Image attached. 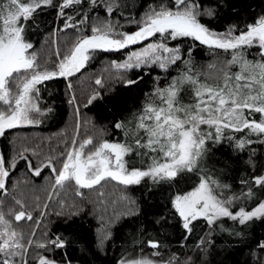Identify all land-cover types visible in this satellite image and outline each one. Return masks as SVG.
Listing matches in <instances>:
<instances>
[{"label":"snow or ice","instance_id":"snow-or-ice-1","mask_svg":"<svg viewBox=\"0 0 264 264\" xmlns=\"http://www.w3.org/2000/svg\"><path fill=\"white\" fill-rule=\"evenodd\" d=\"M128 7L122 0H0V139L7 140L9 133L43 123L53 109L47 106L42 89L47 91L46 85L60 78L67 81L68 103L79 116L72 78L86 69L98 53L123 56L122 60H112L110 67L125 88L141 85L145 76H152L153 82L140 108L130 118L115 123L114 128L123 134L119 141L103 139L97 143L92 136L83 140L73 137L58 155H45L42 149L37 151L39 145L16 148L15 141L9 140L13 154L0 149V193L8 196L11 175L21 162L36 178L45 170L49 172L53 191L48 201L56 189L72 182L76 195L83 197L84 189L93 190L109 182L125 188L145 182L156 186L194 173V187L175 194L171 200L185 240L201 220L210 230L218 226L221 231L239 236L220 222L227 218L247 225L264 220V199L250 209L236 207L256 199L254 189L264 191V173L255 174V150L246 162L253 174L239 181V194L225 195L232 186L221 183L201 165L210 151L209 144L227 141L238 152L256 143L264 145V15L243 29L230 26L216 31L202 22L204 17L215 18L216 12L201 0H160L150 4L138 19L134 14L125 16ZM49 11L60 22L51 35L68 30L76 33L67 52L56 48L50 67L47 62L41 65L31 39L33 28L40 27L38 18L47 16ZM101 12L107 19L100 20ZM114 15L116 20L112 19ZM126 25L135 26V30H124ZM188 40L194 42L192 46L185 43ZM195 43L230 58L209 64L211 74L202 73L192 60ZM253 48L258 52L249 59ZM157 71L162 75H153ZM172 71L176 75L169 79ZM165 79L168 82L161 87L160 82ZM95 84L104 86L101 78ZM102 99L99 91L94 92L84 107ZM79 126L78 122L77 134ZM125 199L128 211L122 215L138 214L136 202ZM36 200V208L42 207L39 218L22 199L12 197L7 209L0 199V264H72L62 251L68 245L67 239L60 235L49 237L45 231L44 238L37 240L36 233L47 217L49 205L41 206L39 197ZM67 206L60 202L61 209ZM80 211L56 215L70 220ZM25 222L35 224L29 233L18 227ZM109 238L110 233L105 239ZM206 243L210 241L202 237L197 247ZM147 244L154 250L152 257L160 255L159 241L148 240ZM32 249L40 251L32 256ZM258 249L264 252V240L258 242ZM53 250L61 251L64 259L55 258ZM118 264L157 262L142 256L122 258ZM163 264H174V258ZM257 264H264V258L257 257Z\"/></svg>","mask_w":264,"mask_h":264},{"label":"trees","instance_id":"trees-1","mask_svg":"<svg viewBox=\"0 0 264 264\" xmlns=\"http://www.w3.org/2000/svg\"><path fill=\"white\" fill-rule=\"evenodd\" d=\"M122 2L129 5L125 10V16L134 14L138 19L150 4H158L160 0H122ZM201 2L205 7L215 10V18L204 17L202 22L216 31H224L230 26H235L238 30L243 29L246 24L252 23L257 17L264 15V0H201ZM54 17L55 13L49 11L47 16L38 18L39 29L33 28L32 30L31 39L42 64L47 60H52L55 56V49L63 44L59 38L55 42V35H51L54 28L60 27V22L55 21ZM101 17L103 19L106 17L103 12L99 13V18ZM114 17L116 16L114 15ZM120 21L121 24L124 23L123 19ZM124 30H135V26L126 25ZM60 36L69 39V37H75V33L73 30H68L61 32ZM185 43L192 46L194 42L188 40ZM257 52L256 48L251 49L252 55L249 56V59H252ZM229 58L230 56L222 52L214 54L207 47L195 43L192 60L197 70L202 73L211 74L208 68L209 64ZM122 59V55L103 54L93 62L88 70L82 72L83 75L80 79L84 80L88 75L89 84L87 86L80 84V81L72 80V91L77 97L82 121L86 124V127L82 125L86 137L96 135L97 131L95 130H99L104 134L96 135L97 140H121L123 134L114 128L115 123L130 118L145 100L144 94L152 89V76H145L144 83L133 88H125L120 81L109 84L105 89L95 84V80L98 78L106 80L102 68L108 62ZM179 67L178 65L177 68ZM157 74L162 75L159 71L153 73V75ZM174 75H176V71L170 73L169 79ZM129 76L135 78L132 74ZM167 82V79L162 80L160 86L163 87ZM46 88L47 91L42 89V95L47 106L52 107L53 111L43 118L41 125L18 129L9 133L7 140L0 139V149H3L6 154H13L9 140L15 141L16 148H36L39 145L40 148H37V151L42 149L45 155H58L63 150L64 144L70 143L73 136L72 130L76 127V116L73 105L68 103L67 81L60 78L49 82ZM97 91L101 93L103 99L84 107L88 97ZM63 132L67 133L62 136ZM60 138L62 141L64 140V144L60 143ZM252 138L255 139V137ZM208 148L210 151L201 166L213 173L221 183L232 186L231 192H226L225 195H231L233 192L239 194L241 191L239 181L253 174L252 167L246 163L253 150H255V155L252 157L256 165L255 174L264 173V145L256 143L243 152H238L225 141L218 145L209 144ZM30 158L35 159L34 157ZM27 180L30 181L29 184ZM196 183L197 174L186 173L172 183L166 182L153 186L150 182H145L139 186L121 188V191L130 200L136 202L135 207L139 209V212L136 215L124 216L122 214L128 211V206L125 203H118L114 207L116 199L112 202L108 197L107 207L99 208L101 216L108 218V222L97 218L95 215L97 211L94 210L93 205L96 204L98 194L103 193L102 197H106L114 192L120 193V190H113L109 194L108 183L92 191L84 189L86 194L93 195V198L89 197V201L92 203L85 204L83 199L85 201L87 199L79 196L78 201L85 206L81 207L82 211L78 216H73L70 220L64 216L56 215L59 210L62 212V209L54 204L51 208L52 212L50 214L48 212V216L44 218L45 231L48 232L49 237L60 235L68 240L67 247L62 251L67 254V259L71 260L72 264H118L119 260L128 256L152 254L154 250L148 246V240L160 242L158 249L160 255L156 258L161 262L174 258L176 264H257V257L264 258V252L258 249V242L264 240V220H255L247 225H239L238 222L230 221L227 218L220 222L232 233H240L239 236L221 231L218 226L210 230L207 224L201 220L194 225L192 234L185 240V232L180 227V221L172 209L171 200L175 194L191 190ZM52 184L53 181L47 170L40 178H36L27 171L26 165L21 162L11 175L8 183V196L4 197L0 193V198L4 200V203H7V207H10L12 197L16 198L15 194H18V197L23 198L20 193L24 195L23 190L28 185L31 192L34 189L42 190L40 197L38 191V194L35 192V194L29 195L31 201H34V197L35 201L39 197V203L43 206L48 203V196L53 191ZM246 190L245 188L244 191ZM254 191H256V199L237 204L236 207L244 206L250 209L259 199H264V191L256 189ZM72 194L71 191L63 194L62 188H58L55 190L53 198L57 202L58 200L65 202L66 199L62 195L70 196ZM52 201H49V207L52 205ZM36 203L30 202L29 209H34ZM40 210L42 207L37 209V217ZM78 210L81 209L77 208L75 211ZM116 215L119 216V219ZM109 233L110 238L105 239ZM202 237L210 243H206L203 247H197ZM43 238L41 237V239ZM53 254L59 260L64 259L61 251L53 250Z\"/></svg>","mask_w":264,"mask_h":264},{"label":"rangeland","instance_id":"rangeland-1","mask_svg":"<svg viewBox=\"0 0 264 264\" xmlns=\"http://www.w3.org/2000/svg\"><path fill=\"white\" fill-rule=\"evenodd\" d=\"M105 19H107V17H104V19L101 17L100 18V20H105ZM112 19L113 20H116L117 19V16L116 17H112ZM120 23H121V21H120ZM74 32V31H73ZM61 33V32H60ZM60 33L58 34V33H56V35H55V37H54V40H55V42L56 41H58L59 39H61V41L63 42V44L61 45V46H59L58 48L60 49V51L61 52H67V50L72 46V44L74 43V41H75V39H76V33H75V37H69V39H67L66 37H62V36H60ZM58 34V35H57ZM59 38V39H58ZM72 38V39H71ZM72 40L71 42H70V45L68 44L69 43V40ZM56 50V49H55ZM103 54H107V53H98L96 56H95V58L88 64V66L86 67V69H84V70H82V72L84 73L85 72V70H88V68H90V66L93 64V62H95V60L99 57V56H101V55H103ZM38 55V54H37ZM39 57V56H38ZM55 61V56L52 58V60L50 59V60H47L46 62H47V66H51V64L53 63ZM40 63H41V65L42 66H45V63L44 64H42L43 62L42 61H40ZM218 66H219V63H218ZM103 69V72L105 73V75H106V80H104L103 82H104V86L102 87V88H104L105 89V87L107 88L108 86H109V84H115V82H118V81H120L118 78H117V74L114 72V70L110 67V62H108V64H106V66L105 67H103L102 68ZM210 71L209 72H211L212 73V70L211 69H209ZM78 73L77 74V76L76 77H74V78H72V80H74V81H76V82H79L80 81V84H85V86H87L88 84H89V80H88V75L87 76H85V78H84V80H86V81H84V80H82V79H80V77L83 75V73ZM78 103V102H77ZM74 110H75V108H74ZM75 116H76V127H75V129L74 130H72V133H73V136H72V138L70 139V141L73 139V137H76L78 140H83V139H85V138H87L86 137V134H85V131H84V129H83V126L84 127H86V124L82 121V114H81V110L79 111V116L77 115V113H76V111H75ZM79 122V131H78V134H77V123ZM83 125V126H82ZM65 130H66V128H65ZM67 131H69V129H67ZM95 131H97V132H95L96 133V135H100V134H104V133H101V131H99V130H95ZM67 132H63L62 133V136L63 135H65ZM96 135H91L93 138H94V140L97 142V143H99L101 140H97L96 139ZM61 136V137H62ZM22 140H26V139H22ZM103 140V139H102ZM64 141V140H63ZM62 141V139L60 138V143H63L64 144V142ZM69 141V140H68ZM110 141H112V140H110ZM114 141H117V140H114ZM18 145V144H17ZM20 181H22L21 179H20ZM29 182L30 181H28L27 180V183L29 184ZM108 185H109V188H110V193L109 194H111V192H113V190H116V189H119L120 190V193L119 192H114V193H112V195H108V196H106V197H102V196H100L97 192V194H98V197L96 198V204L95 205H93V207H94V210L95 211H97L96 213H95V215L97 216V218L98 219H101L102 221H104L105 222V220L108 222V218H103L102 216H101V211H100V207L102 206L103 208L106 206V202H107V199H108V197H109V200L111 199V201L113 202V200L114 199H116V201H115V204H113L114 205V207H115V205L117 206V204L118 203H125V205L126 206H128V203H127V200L125 199V197L126 198H128L125 194H124V192H122L121 191V188H124V186H122V185H118V184H116L115 182H109L108 183ZM96 188H100V186H97ZM62 190H63V194H64V192H66V193H68L69 191H71L73 194L72 195H70V196H68V195H62V196H64V198L66 199V204L68 205L67 207H65V208H63L62 209V212H70V211H72V212H74L77 208L79 209H82V208H84V206H85V204H87L88 202L89 203H92V202H90L89 200H90V198L89 197H91V198H93V195H90V193H85V191L83 190V198H86L87 199V201H85L84 199H83V201H84V203L85 204H81V202L80 201H78V197L79 196H77L76 195V191H77V189H76V186H75V184H74V182H72V183H70V184H68V185H66L65 187H62ZM38 192H40L39 193V197L40 196H42V190L40 191L39 189L37 190ZM35 189L34 190H32V192L30 191V188L28 187V185H27V187H25L24 188V190H23V192H24V195L22 194V193H20L21 194V196H23V198L21 197H18V194L16 195L15 194V196H16V198L17 199H22L28 206L30 205V202L31 203H36L37 202V200L35 201V197L33 198V200L35 201H31L30 200V195L31 194H35V192H37ZM92 191V190H91ZM38 192H37V194H38ZM8 193H9V191H8ZM52 193V192H51ZM93 193V192H92ZM11 194H12V191H11ZM13 194H14V192H13ZM30 194V195H29ZM14 196V195H13ZM89 198V199H88ZM0 199H2V198H0ZM128 199H130V198H128ZM7 200H9V199H7ZM58 200V199H57ZM52 201V200H51ZM60 202L61 201H59L58 200V202L57 201H55L54 200V198H53V201H52V205L50 206V207H48V209L49 210H47V212H49V214L52 212L51 211V208H52V206H54V204H57V206L58 207H60ZM48 205H49V201H48ZM4 206H5V209H7L8 207H7V203H4ZM57 206H55V208H57ZM82 207V208H81ZM107 207V206H106ZM61 208V207H60ZM30 210H32L33 211V215L34 216H36L37 217V208L36 207H34V209H30ZM58 210V209H57ZM112 210V209H111ZM99 211V212H98ZM59 212H61V210H59ZM47 216H48V214H47ZM116 217H117V215H116ZM37 218H39V215H38V217ZM100 220V221H101ZM46 223H45V220L43 219V222H42V226L40 227V229L37 231V233H36V238H37V240H42L41 239V237H43V233L45 232V225ZM19 228H22L23 229V231L25 232V233H29L30 232V230L33 228V227H35V224L33 223V224H30V223H22L21 225H19L18 226ZM28 228V229H27ZM104 235H105V233H104ZM40 250H38V249H32V251H31V255L32 256H35V255H37V253L39 252ZM148 257V258H152V259H154L156 262H157V264H163V262H161L160 260H158L156 257H152V254H140V255H137V256H128V257H125L124 259H137V258H140V257ZM174 264H176V262L174 261Z\"/></svg>","mask_w":264,"mask_h":264}]
</instances>
